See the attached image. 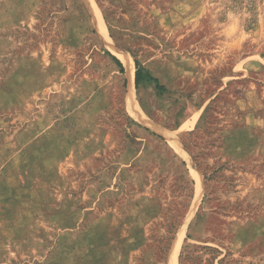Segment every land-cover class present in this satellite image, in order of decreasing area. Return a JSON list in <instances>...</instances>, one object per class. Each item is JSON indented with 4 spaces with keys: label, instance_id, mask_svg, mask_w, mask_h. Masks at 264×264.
<instances>
[{
    "label": "rangeland",
    "instance_id": "rangeland-1",
    "mask_svg": "<svg viewBox=\"0 0 264 264\" xmlns=\"http://www.w3.org/2000/svg\"><path fill=\"white\" fill-rule=\"evenodd\" d=\"M174 252L264 264V0H0V264Z\"/></svg>",
    "mask_w": 264,
    "mask_h": 264
},
{
    "label": "trees",
    "instance_id": "trees-1",
    "mask_svg": "<svg viewBox=\"0 0 264 264\" xmlns=\"http://www.w3.org/2000/svg\"><path fill=\"white\" fill-rule=\"evenodd\" d=\"M112 60L115 62V64L118 66L121 74H125V68L120 59H118L115 55L109 54ZM135 89L138 90L141 86V84H155L156 90L159 92H164L165 91V86L160 84V81L158 78H155L154 76L151 75L150 72H146L142 69L141 65L137 60H135ZM154 136L163 139L161 136H158L157 134H153ZM183 165L186 166V163L183 162ZM174 231L171 232L170 238H169V247L168 249L170 250L171 248V243L174 240L175 236V227L173 228Z\"/></svg>",
    "mask_w": 264,
    "mask_h": 264
},
{
    "label": "bare ground",
    "instance_id": "bare-ground-1",
    "mask_svg": "<svg viewBox=\"0 0 264 264\" xmlns=\"http://www.w3.org/2000/svg\"><path fill=\"white\" fill-rule=\"evenodd\" d=\"M99 20H98V25L102 30V23H101V20L100 21ZM124 67L126 69V78L129 81L130 88H131V90L132 89L134 90L133 87L135 84V81H134L135 80V63L129 55L124 60ZM133 90H132V94L130 95V97L128 99V102H129L128 105H130V108H132V106H134V104H135L134 91ZM200 188H201V186H200V182H199V188H198L197 192L200 191ZM176 255H177V252L172 253L171 258H170V264H176Z\"/></svg>",
    "mask_w": 264,
    "mask_h": 264
}]
</instances>
